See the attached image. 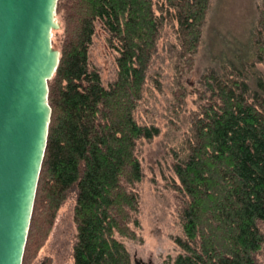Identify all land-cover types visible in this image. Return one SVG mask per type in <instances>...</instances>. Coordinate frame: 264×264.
Here are the masks:
<instances>
[{"label":"trees","instance_id":"1","mask_svg":"<svg viewBox=\"0 0 264 264\" xmlns=\"http://www.w3.org/2000/svg\"><path fill=\"white\" fill-rule=\"evenodd\" d=\"M210 2L57 1L64 37L59 65L48 81L52 111L23 264H30L73 193L74 264H131L122 238L139 239L141 200L135 187L145 173L138 143L161 133L157 126L139 124L136 111L165 13L176 15L182 57L190 72ZM97 21L119 54L116 78L107 86L89 60ZM262 30L264 0L258 32ZM260 35L254 38L259 40ZM255 55L240 53L239 62L231 65L241 71L239 63L250 64ZM235 74L223 78L211 72L204 77L197 92L204 102L193 119L188 154L173 165L185 198L180 214L184 237L175 238L183 253L175 264H261L264 78L247 82ZM187 95L180 87L178 104H184Z\"/></svg>","mask_w":264,"mask_h":264},{"label":"rangeland","instance_id":"2","mask_svg":"<svg viewBox=\"0 0 264 264\" xmlns=\"http://www.w3.org/2000/svg\"><path fill=\"white\" fill-rule=\"evenodd\" d=\"M262 3L263 0H211L201 43L195 53V65L190 72L182 57L176 15L172 11L164 12L166 20L136 111L139 124L157 126L161 133L152 141L138 143L137 153L145 173L144 180L135 187L141 200L137 216L139 239L122 238L131 254V264H175V259L183 253L175 238L184 237L180 214L185 198L179 190L180 181L173 165L188 154L193 119L204 102L197 92L202 89L206 75L215 72L224 78L231 72L247 82L264 78V30L258 32ZM57 20L59 29L53 32L52 40L60 51L64 22L60 16ZM256 34H261L259 40L254 38ZM109 37L103 23L97 21L89 60L91 68L100 72L105 86L115 80L118 69L119 54L111 47ZM240 53L247 57L256 53L250 64L239 63L241 71L231 65L232 61L239 62ZM180 87L188 92L181 105L176 98ZM75 206L73 193L59 210L47 239L37 251L33 250L30 264H74ZM261 227L264 232V224ZM258 260L264 264V248Z\"/></svg>","mask_w":264,"mask_h":264},{"label":"water","instance_id":"3","mask_svg":"<svg viewBox=\"0 0 264 264\" xmlns=\"http://www.w3.org/2000/svg\"><path fill=\"white\" fill-rule=\"evenodd\" d=\"M58 0H0V264H23L61 52Z\"/></svg>","mask_w":264,"mask_h":264}]
</instances>
